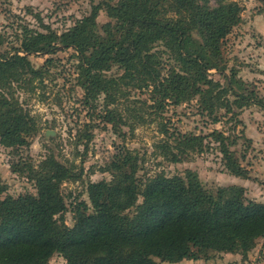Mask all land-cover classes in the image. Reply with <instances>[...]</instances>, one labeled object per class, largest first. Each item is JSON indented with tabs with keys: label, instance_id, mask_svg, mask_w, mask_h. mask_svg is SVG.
<instances>
[{
	"label": "trees",
	"instance_id": "trees-1",
	"mask_svg": "<svg viewBox=\"0 0 264 264\" xmlns=\"http://www.w3.org/2000/svg\"><path fill=\"white\" fill-rule=\"evenodd\" d=\"M102 11L114 23L100 31L97 20ZM241 20L239 5L225 0H216L214 6L211 0H118L96 6L62 34L24 28L9 51L3 50L6 39L0 35V144L17 154L13 172H27L37 192L13 198L5 196L0 185V264H49L55 255L67 264H158L157 260L179 264L199 261L210 252L246 257L264 239V204L247 200L243 189L213 192L192 171L140 175L144 159L126 148L102 171L111 174V181L88 184L90 203L75 204V223L69 227L61 186L80 181L84 170L76 172L74 164L62 165L53 155L34 169L21 153L39 127L16 97V88L34 91V84H43L54 63L52 56L62 50L77 54L84 105L97 112L103 97L101 121L118 131L127 123L112 108L128 99L126 90L131 89L150 94L148 107L155 116L168 105L196 98L214 124L220 111L232 113L229 96L239 108H264L254 93L235 89V73H226L222 45ZM34 56L51 58L35 67ZM113 68L117 75H109ZM213 71L225 85L212 78ZM129 110L136 127L155 122L149 114L147 120ZM164 127L155 156L181 164L190 154H203L205 141L211 138L219 146L225 169L234 177H247L230 149L236 142L224 133L197 136ZM94 128L79 135L77 145L85 139L86 151Z\"/></svg>",
	"mask_w": 264,
	"mask_h": 264
},
{
	"label": "rangeland",
	"instance_id": "rangeland-1",
	"mask_svg": "<svg viewBox=\"0 0 264 264\" xmlns=\"http://www.w3.org/2000/svg\"><path fill=\"white\" fill-rule=\"evenodd\" d=\"M112 1L118 0H0V35L6 39L3 50L9 51L24 28L62 34L90 16L96 6ZM225 1L239 5L242 19L222 45L226 73L237 75L235 89L238 92L247 95L254 93V97L264 105V0ZM215 3L216 0H211V6ZM97 23L102 31L104 25L114 22L102 11ZM49 58L34 56L31 61L35 67H40ZM52 58L54 63L43 84H34L37 87L34 91L16 88V97L19 96L24 108L38 121L39 130L30 139V147L21 152L29 164L37 169L48 156L53 155L62 165L69 167L74 164L76 172L84 170L80 181H66L61 186L67 207L64 215L67 226H74L75 204L81 201L90 203L88 184L111 181V174L102 171L121 148L136 151L144 159L140 175L163 173L177 176L192 171L213 192L219 188L238 187L244 190L247 200L264 204V108L252 105L239 108L229 96L232 113L220 111L216 115L220 120L214 124L213 118L201 111L196 98L180 106L168 105L161 115L155 116L148 107L152 104L148 100L150 94L131 89L126 90L129 98L112 108L120 111L127 123L118 131L101 121L103 97L100 98L97 112L84 105V93L78 86L77 54L73 50H62ZM211 73L215 81L225 85L223 77L215 71ZM117 74L118 69L113 68L109 75ZM129 109L136 110L147 120L150 119L146 116L149 114L155 122L136 127ZM164 125L171 131L197 136H209L214 131L224 133L231 142H236L230 149L247 170V177H234L225 169L219 146L211 138L205 141L203 154H190L181 164H170L162 157L155 156L156 145L164 139L160 132ZM89 126L95 128L91 129L93 140L86 151L85 139L83 144L77 143L79 135H83ZM18 162L17 154L0 144V185L5 188V196L18 198L27 194L36 195V187L29 174L13 172L12 165ZM157 263L172 264L160 260ZM49 264L67 262L60 255H55ZM179 264H264V239L259 240L246 257L242 254L210 252L208 257L199 261Z\"/></svg>",
	"mask_w": 264,
	"mask_h": 264
}]
</instances>
